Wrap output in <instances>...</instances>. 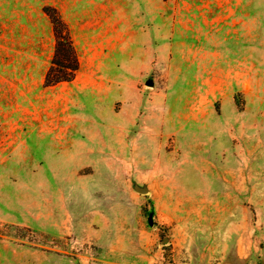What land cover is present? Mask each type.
Listing matches in <instances>:
<instances>
[{
    "label": "rangeland",
    "instance_id": "rangeland-1",
    "mask_svg": "<svg viewBox=\"0 0 264 264\" xmlns=\"http://www.w3.org/2000/svg\"><path fill=\"white\" fill-rule=\"evenodd\" d=\"M93 260L264 264V0H0V264Z\"/></svg>",
    "mask_w": 264,
    "mask_h": 264
},
{
    "label": "trees",
    "instance_id": "trees-1",
    "mask_svg": "<svg viewBox=\"0 0 264 264\" xmlns=\"http://www.w3.org/2000/svg\"><path fill=\"white\" fill-rule=\"evenodd\" d=\"M44 11L50 19L55 38L54 52L45 74V84L70 81L78 69L79 61L69 29L55 8L45 7Z\"/></svg>",
    "mask_w": 264,
    "mask_h": 264
},
{
    "label": "water",
    "instance_id": "water-1",
    "mask_svg": "<svg viewBox=\"0 0 264 264\" xmlns=\"http://www.w3.org/2000/svg\"><path fill=\"white\" fill-rule=\"evenodd\" d=\"M146 85H149V86H152L153 85V82L152 80H147L145 82ZM135 190L140 192V193H146L148 191V189L145 187V186H138V185H135L134 186Z\"/></svg>",
    "mask_w": 264,
    "mask_h": 264
},
{
    "label": "crops",
    "instance_id": "crops-1",
    "mask_svg": "<svg viewBox=\"0 0 264 264\" xmlns=\"http://www.w3.org/2000/svg\"><path fill=\"white\" fill-rule=\"evenodd\" d=\"M95 261V262H94ZM93 263H95V264H120V263H117V262H105V261H102V260H100V261H98V260H93L92 261V264Z\"/></svg>",
    "mask_w": 264,
    "mask_h": 264
}]
</instances>
